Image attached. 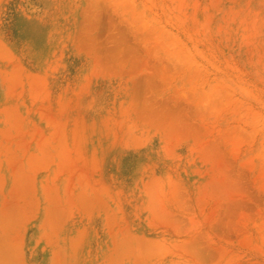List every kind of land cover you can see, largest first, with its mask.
I'll list each match as a JSON object with an SVG mask.
<instances>
[{
	"label": "rangeland",
	"instance_id": "obj_1",
	"mask_svg": "<svg viewBox=\"0 0 264 264\" xmlns=\"http://www.w3.org/2000/svg\"><path fill=\"white\" fill-rule=\"evenodd\" d=\"M0 264H264V0H0Z\"/></svg>",
	"mask_w": 264,
	"mask_h": 264
}]
</instances>
